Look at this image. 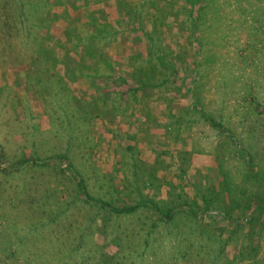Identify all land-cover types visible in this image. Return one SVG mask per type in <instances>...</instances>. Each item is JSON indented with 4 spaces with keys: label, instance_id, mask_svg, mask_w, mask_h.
<instances>
[{
    "label": "rangeland",
    "instance_id": "374dc122",
    "mask_svg": "<svg viewBox=\"0 0 264 264\" xmlns=\"http://www.w3.org/2000/svg\"><path fill=\"white\" fill-rule=\"evenodd\" d=\"M0 264H264V0H0Z\"/></svg>",
    "mask_w": 264,
    "mask_h": 264
},
{
    "label": "trees",
    "instance_id": "16d2710c",
    "mask_svg": "<svg viewBox=\"0 0 264 264\" xmlns=\"http://www.w3.org/2000/svg\"><path fill=\"white\" fill-rule=\"evenodd\" d=\"M194 1V0H193ZM196 1V3H197V0H195Z\"/></svg>",
    "mask_w": 264,
    "mask_h": 264
}]
</instances>
